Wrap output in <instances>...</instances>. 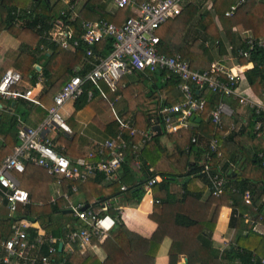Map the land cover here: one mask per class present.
Segmentation results:
<instances>
[{
    "label": "trees",
    "instance_id": "16d2710c",
    "mask_svg": "<svg viewBox=\"0 0 264 264\" xmlns=\"http://www.w3.org/2000/svg\"><path fill=\"white\" fill-rule=\"evenodd\" d=\"M196 1L198 2L188 3L177 19L172 22L168 21L158 30V35L161 39L160 51L169 56L179 53L183 54L189 59L192 69L205 71L210 68L212 62L217 58L230 53L235 55L240 48H247V40L236 38L235 29L242 24V19L239 16L227 17L225 15L236 4L237 0H212V8L216 17L209 14V11H201L208 0ZM64 7L65 5L61 0H0V31L3 29L11 31L23 45L22 49L7 52L8 60L0 71V80L8 69L15 68L22 73L24 80H29L32 84H35L38 72L33 66L35 63H41L43 67L42 73L49 80L45 91L40 97L41 103L45 104V107L35 108V112L41 115L48 113L47 111L54 105L55 94L71 77L84 75V71L76 73L74 69L83 61L86 55L88 47L85 43H81L76 52H69L56 43L40 39V34L43 33V30L48 31L51 28L53 20L62 18L61 13ZM243 7L248 12L246 25L252 30V37L256 41L253 43L254 47L250 51L249 58L240 57L239 62L241 64L249 62L254 64L252 69L245 71L244 76L254 93L264 100V46L258 45V40L264 38V0H250ZM18 8L22 9L24 13L20 17L21 19L15 16ZM84 10L99 15L100 20L116 24H121L127 18L135 16L134 12L129 8H118L116 13L111 14L107 11L102 0H88ZM63 18L67 20L64 16ZM195 18H198L201 23L195 29V36L190 34V32V36H187L188 25ZM67 22L69 23L70 21L67 20ZM75 23L72 24L77 26ZM172 30L174 33L168 39ZM208 41H210L211 45H207ZM42 42H46L50 53H40L38 48ZM229 44L231 49L228 50ZM111 50V40L104 41L97 47L95 46V53H100L102 56L109 54ZM124 77L119 82L118 88L114 93L109 92L111 89L108 88V93L109 95L111 94L110 100L120 103L123 107V110L119 113L120 117L129 120L131 128L149 131L157 120H159L162 128V132L159 133L157 131L156 134L146 141L141 149L142 169L145 180L139 184L129 185L126 190H120L112 194L111 197L101 198L103 189H99L96 192L95 187L99 188V184L105 178V175L98 173L96 178L79 184V189L73 193L70 191L73 183L70 181L65 182L64 187L66 186L65 188L70 193L71 198L81 192L84 184H88L90 188L87 190L84 187L85 191H82L87 201V203L85 202L86 206L91 205L93 198H95V202L91 206L100 207L102 203L110 202L111 198L121 193L131 194L134 201L139 203L145 194V184L151 179L159 177L161 178L160 181L154 184L152 189L156 199L165 203L171 199L170 184L180 178L192 176V179L185 184V193L187 194L185 199L198 200L203 193V189L195 191L197 190L195 182L200 177L206 178L204 164L207 161V155H209V161L211 160V169L216 170L221 161H223L221 157H218V154L221 151H228L231 154L229 158L234 165L237 164L238 166L240 164L239 161L244 160L240 167L242 170L237 176H235L238 172L237 169L232 170L227 177L228 183L224 195L212 197L209 200L210 205L215 204L217 207L215 213L211 215L212 218L205 224L212 233L216 227L221 207L224 205L230 206L232 208L230 226L239 232L234 244H231L222 252L223 260L230 264H262L261 259L264 258V234L255 231L254 225L246 222L244 218L246 214H252L263 217L264 220V159L259 157V153L264 152V137H258L253 132L258 116L251 111V115L247 119L248 123H244V118L238 113V100L224 98L225 101L230 103L235 113L232 118L224 121L222 128H219L213 123L209 112L219 102L220 96L206 90L202 93L207 102L206 111L196 116L201 117L202 121L196 122V119H194L193 124L189 128L183 129L180 134L167 133L162 126L163 117L160 109L164 104H173L181 100V94L178 89L180 79L174 75H169L166 70H157L152 73L136 71L134 74ZM125 81L127 83L124 87L123 82ZM90 88H92L91 83L86 85V91L76 101V110L82 109L88 104L89 94L87 90ZM119 96H121V99L116 100ZM17 100H20V102ZM21 100L25 99L10 100V102H16L14 105L9 103L10 107L14 106V113H3L0 115V133L5 134L7 141L13 144L12 148L18 143L19 119L30 117V112L23 111L20 108V105H22ZM0 101L2 100L0 99ZM232 123L236 124V129L229 131L224 136V132L229 130ZM108 128L111 131L112 138H115L119 133V123L114 120L108 124ZM131 128L125 129L123 132V137L129 144L128 152L143 139L141 135L132 136ZM164 136H167L175 143L173 152H170L162 144ZM193 136L199 137L200 144L194 145L192 143ZM214 137L219 139L221 146L217 152H213L209 146L211 139ZM204 139H207V141L204 142ZM188 147L190 148L189 150L187 149ZM57 150L69 157L67 152L65 153L58 148ZM128 158L127 153L120 169L124 165L130 164ZM222 166L223 169H226L229 164L222 163ZM25 173L19 174L20 177ZM36 182H28L27 185H22L29 192L34 203L27 205L23 212L18 211L14 219H9L10 229L14 220L21 219L40 222L44 225L43 229L48 235L58 238L56 243L57 250L52 256L54 257L52 259L53 264H133L132 261L135 259L136 252H140L141 256H143L142 261H144V264H153L150 258L155 255L157 247L151 250L149 247L155 244L158 236L156 235L150 241H146L139 235L131 233L111 202L107 211L103 213L110 214L116 220L115 230L113 231L115 232V238L113 241L107 238L104 243L100 244L107 251V257L103 261L97 255H84L77 251L76 254L71 256L66 253L64 248L60 250V241L65 238L68 226L74 227L79 221L72 213H67L65 208L63 209L61 203L65 202L64 199H59L55 203L50 202L45 184L39 182L41 186ZM258 182H263L259 195L256 198L253 197L252 204L246 203L243 198L244 192L247 189L255 192L251 184ZM233 188H238L240 192L233 191ZM90 192L92 193L91 197L89 196ZM42 201L44 203L39 205ZM174 224L178 228L188 227L186 232L189 231L190 227H195L194 229H197L198 225H200V229L203 227V221L193 219L188 214H177ZM193 231L195 233L197 230ZM29 232L32 239L36 237L37 229L35 227L29 228ZM11 236L12 229L1 235V238L8 239ZM171 237L174 240L177 238L173 234ZM139 243H147L148 248H145V245L142 244L141 248L143 247L144 250H136L135 247H138L137 244L140 245ZM156 245L158 246L157 243ZM199 251L201 254L205 252L217 253L208 239L204 241ZM44 252L47 254V249H44ZM170 252L171 254L177 252L176 245L173 244Z\"/></svg>",
    "mask_w": 264,
    "mask_h": 264
},
{
    "label": "built area",
    "instance_id": "2783aa9c",
    "mask_svg": "<svg viewBox=\"0 0 264 264\" xmlns=\"http://www.w3.org/2000/svg\"><path fill=\"white\" fill-rule=\"evenodd\" d=\"M61 1L66 4L62 14L75 21L78 16L75 4L72 0ZM248 1L250 0H238L225 15L240 16L243 6ZM115 3L120 9H131L135 16L127 18L121 24L106 20H83L80 38H76L69 28H65L61 20H56L52 22V30L44 34L47 40L64 49L76 48L81 43H85L88 47L86 65L90 68L84 75H75L63 85L55 95L54 105L41 125L36 128L19 125L18 143L0 167V197L3 202H6L11 218L15 217L22 207L34 203L17 176L25 173L28 166L44 169L50 177L57 178L59 184H63L64 180L74 181L75 184L71 186L72 192L78 190V182H86L98 173L105 175L107 180L116 178L117 171L126 159V150L129 146L123 137L125 129L131 128L129 120L116 115L120 133L115 138L96 143L95 149L89 151L85 157L76 159H71L59 152L50 136L58 129L72 133L63 114V107L79 99L89 83L92 85V88L87 90L89 99L93 97L94 89L106 98L102 83L114 92L126 75H132L136 71L152 73L157 70H166L169 75L180 79L178 89L181 94L180 101L164 104L160 109L163 117L162 126L167 132L180 134L183 129L193 124V117L205 113L207 102L202 93L209 90L220 96L219 102L209 112V116L217 127L222 128L224 118H231L234 115V109L224 100V98H232L238 100L243 108L253 110L258 116L254 133L258 137L264 135V101L251 97L245 89L241 90V82L242 78H245L247 66H240L235 62L240 57L249 58L250 51L254 47L253 43L256 41L252 35L245 38L247 48H240L233 57L217 59L205 71L194 70L191 68L189 59L183 54L169 56L162 53L161 39L158 35V30L165 23L174 21L182 14L184 7L190 3L189 0H115ZM107 40L112 42L111 52L104 56L95 53V46ZM258 45L264 46V38L258 40ZM23 82L24 77L21 72L8 69L0 80V97L5 100L25 99L38 104L40 101L34 94L36 87L22 88ZM156 124L154 122L149 131L131 128V135L143 136L142 144H144L157 133L154 129ZM234 129L235 126H232L230 130ZM228 133L229 130L223 135ZM191 141L194 145L200 144L198 136H193ZM209 146L213 152H217L221 147L219 139L212 138ZM224 153L221 151L218 154V157L223 160L218 169H211L209 155L204 164V173L214 197H221L225 193L227 177L234 166ZM227 155L230 156L228 153ZM259 157L264 159V153L261 152ZM222 163H227L229 166L223 169ZM159 181V177L151 179L146 184V189L151 190ZM233 191L240 192L238 188H233ZM243 198L246 203L252 204L253 198L249 189L244 192ZM59 199L65 200V209L71 211L79 221L74 227L68 226L65 238L60 241L68 255L72 256L77 251L86 254L109 238L116 226L115 218L108 213H103L107 211L109 202L102 203L100 207L86 206V203L74 201L70 193L62 191L52 196L50 202L55 203ZM244 218L246 222L254 225L255 231H259L262 217L246 214ZM31 227L33 223L27 219L15 221L12 236L8 239H0V264L14 262L53 264L52 256L56 253L58 238L48 235L45 231L37 230L36 237L32 239L29 232ZM44 249H47V254ZM261 263L264 264V258L261 259Z\"/></svg>",
    "mask_w": 264,
    "mask_h": 264
},
{
    "label": "crops",
    "instance_id": "0c3cea01",
    "mask_svg": "<svg viewBox=\"0 0 264 264\" xmlns=\"http://www.w3.org/2000/svg\"><path fill=\"white\" fill-rule=\"evenodd\" d=\"M87 1L88 0H72V2L77 7L76 14L78 16L75 19V21L70 20L68 17L64 16L61 13L62 18H57L53 20V22L56 20H61L63 22V26L65 25V28L67 29L69 28V30L72 31V33L76 38H80L82 34L81 22L83 20L100 21L101 19L99 18L100 17L99 15L94 14L92 12H88V10H84ZM102 2L105 4V7L108 12H110L111 14L116 13L118 7L115 3V0H102ZM64 5H65L64 7L65 9L66 4L64 3ZM240 14L241 15L239 17L242 19L243 22L235 29L237 36L236 38L245 39L246 37L252 35V30L246 25L247 14H248L246 10L245 9H243V11L241 10ZM23 15H24L23 10L18 8L15 16L18 19H21L20 17H22ZM63 16L71 23L70 22L68 23L67 20L63 18ZM72 23L77 24V26ZM52 28H53V24L51 23V28L48 31L43 30V33L40 34L41 36L40 39H42L43 41H49L45 38L44 34H47L50 30H52ZM173 33L174 31L172 30V33H169L168 39L172 37ZM207 45H210V41L207 42ZM79 47L72 49H64L63 47L62 48L69 52H76V50ZM22 48L23 45L21 41L18 40L14 36V34L11 33V31L7 29H3L2 31H0V49H1L0 71L2 70V68L4 67V65L8 60L7 52L12 50L16 51ZM38 49L42 54L45 52L50 53V50L48 49L46 42H42ZM229 49H231L230 44L228 50ZM233 56H234L233 53H230L220 58L233 57ZM85 59H86V55L84 56L83 61L75 67L74 72L77 73L84 71L85 73L90 68V66L86 65ZM239 59L240 58H238V60L236 59L235 61L236 64H239L240 66L241 65L247 66L246 71L254 67V64L252 62L241 64L239 62ZM33 68L36 69L38 72L36 84H32V82H30L29 80H24L21 87L22 88H29L31 86L36 87L34 89V94L37 96L40 102L38 104H35L29 100H21L22 105H20V108L23 111L30 112L29 113L30 117L19 119L20 120L19 125L36 128L39 125H41V123L44 121V119L48 116L49 113V111H47L48 113H44V115L43 114L41 115L40 113L35 112V108L45 107V104L41 103L40 97L41 94L45 91V88L47 87V82L49 80L42 73L43 67L41 63H35ZM11 69L16 70L15 68H11ZM123 83H124L123 86L125 87L127 82L125 81ZM101 86H102V90L105 92L106 98L103 97L97 89H94L93 97L89 99L88 104H86L82 109L76 110L75 104L78 99L67 103L63 107V114L66 118L68 125L70 126V129L72 130L71 134L64 132L61 129H58L50 134L51 138L53 139V143L55 144V148L56 149L58 148L61 151H64L65 153L67 152V155L72 159H76L77 157H85L89 151L96 148L95 147L96 143H100L107 139L112 138L111 131L108 128V124L114 120L117 121L116 115L121 116L119 113L120 111L123 110L122 105L118 102L116 103V101L110 100L111 94L109 95L108 93L109 87L105 83H102ZM243 89H245L247 91V94L250 95L251 97L254 98L256 97L264 101L262 98H260L257 94L254 93V91L251 89L248 82L246 81V78L244 77L242 78V82H241V90ZM109 92L114 93L113 91H109ZM0 99L2 100L0 101V115L3 113H14L15 108L14 106L10 107L9 103H12L14 105V103H16L15 102L16 100L10 102V100H5L2 99L1 97ZM117 99H121V96L117 97L116 100ZM17 101L20 102V100ZM226 102L229 103L228 101ZM251 111L253 110L243 108L239 104L238 113L240 114V116L244 118L243 119L244 123H248L247 119L250 117ZM196 118L200 119L199 121L196 120V122L202 121L201 117H196ZM228 118L230 117H225L224 121L226 119L228 120ZM257 122L258 121H256V125ZM232 126H235L236 129V124L232 123L229 128V131H233L230 130ZM254 128H253V132H254ZM119 133H120V129H119ZM260 137H264V135L262 134V136ZM17 139H18V134H17ZM206 141L207 139H204V142ZM144 144H142V139H141L137 144L134 145L133 149L130 152L126 150L127 151L126 156L128 153V157H129L128 159L130 164L129 165L126 164L120 170H118L115 179L107 180L106 178H104L102 182L99 184V188L95 187L96 192H98L99 189H103L101 198L111 197L112 194L120 190H126L129 185L135 183L139 184L145 180V176L142 169V151H141ZM162 144L166 146L170 152H173L175 143L170 138L164 136L162 138ZM12 145L13 144L10 141H7L5 134L0 133V167L3 161L5 160V158L11 154L13 149ZM227 153L228 151L225 152L224 154L227 157H230L227 155ZM239 162L240 164H238V166L236 164L233 166V168L234 167L235 168L234 169L232 168V170L237 169L238 171L237 174H235V176L241 173L240 171L242 169L240 167L243 164L244 160L242 159ZM17 176L22 185L25 184L27 185L28 182H34V181H37L38 183L40 182L41 184H45L47 193H48V189L52 191L51 193L50 192L48 193L49 199L52 196L57 195L58 191H62L64 193L68 192L67 189L65 188L66 186L64 187L65 182L70 181L75 184V182L72 180H64L63 184L62 183L59 184L57 182L58 179L55 177L54 178L50 177L44 169L38 167H31V166H28L27 172L24 175H21L23 179L20 177V175ZM96 177L97 175L90 179ZM191 179L192 176H188L173 181L170 184V188H169L171 199L169 202H165V203L156 202L159 200L156 199L154 195V190L153 189L148 190L146 189V187H144L145 194L139 203H136L134 201L131 194H126V193H121L118 196H115L110 199V202L114 204L116 210L118 211V214L121 216L124 225L131 233L139 235L141 238L145 239L146 241H150L156 235L158 236L155 241V244L152 247H149L150 250L157 247L155 250V255L153 256V258L152 257L150 258L152 259L153 264H229V262L223 260L222 252L226 248H228L231 244H234V242L238 237V232H239L237 229H235L234 227L232 228V226H230L232 208L230 206H225V205L221 207L219 215L217 217L216 227L214 231L211 233L205 223H208L209 220L212 218L211 215L215 213L217 205L209 204V200L214 196L211 194L207 178L200 177L196 179L195 187L197 188V190L195 191H198V189H203V193L201 194V196L198 198V200H194L192 198L185 199V197L187 196V194L185 193V189H186L185 184L188 183ZM83 183L85 182H78L77 186ZM251 185L253 191H255L252 192L249 189L251 191L252 198L253 197L256 198L259 195V190L261 186H263V182H258L256 184L252 183ZM84 187L87 190L90 188L88 184H84ZM84 187L81 189L80 193L73 196L74 201L78 203H85V202L87 203L86 198L84 196V192H82L85 191ZM89 196L90 197L92 196L91 192L89 193ZM193 196L195 195L193 194ZM93 199L94 200L92 201L91 205H93V202H95V198ZM41 203H43V201ZM61 204L64 209L66 203L64 202ZM158 207L160 208L158 209ZM24 208L25 207H22L19 211L23 212ZM67 211L69 210H66V212ZM177 214H188L193 219H198L203 221L202 229H200L201 227L200 225H198L197 229H194L195 227L194 228L190 227L188 229L189 231L186 232L187 230L186 228L188 227H180V228L176 227L174 223ZM14 218L15 217L13 218L9 217V210L7 204L6 202H3L0 197V239H3L1 238V235L7 233L9 230L12 229L13 232V225L17 220L13 221L10 229L9 219H14ZM31 223H33V227H35L37 230L45 231L43 229L44 225H42L40 222H31ZM258 228L259 231L257 232L264 234L263 217L260 220V227ZM114 230L115 229H113V231ZM160 230L161 233L159 234ZM193 230H197V231H195L194 233ZM113 231L108 238V239H112V241L115 238L114 236L115 232ZM172 234L177 237L175 238V240L171 237ZM206 239L210 241L212 247L216 249L218 254L217 253L213 254L211 252L210 253L205 252L204 254L200 253L199 250ZM156 243L158 244V246L156 245ZM139 244L140 245L137 244L138 247H135L136 250L138 251L144 250L143 247L141 248L142 244L145 245V248H148L147 243H142V244L139 243ZM173 244L176 245L177 252L171 254L170 251L172 249ZM87 254L97 255L99 259L102 261L107 257V251L105 247L101 245H99V247L97 248L92 249ZM135 255H136L135 259L132 261V263L144 264V261H142L143 256H141L140 252H136ZM12 264H17V262H14Z\"/></svg>",
    "mask_w": 264,
    "mask_h": 264
},
{
    "label": "rangeland",
    "instance_id": "374dc122",
    "mask_svg": "<svg viewBox=\"0 0 264 264\" xmlns=\"http://www.w3.org/2000/svg\"><path fill=\"white\" fill-rule=\"evenodd\" d=\"M190 2H193V3H197L198 1H196V0H189ZM243 9H244V7L242 8V11H243ZM204 10H206V11H209V14H211L212 16H214V17H216L215 15H214V10H213V8H212V0H208L205 4H204V6H203V8L201 9V11L203 12ZM248 13V12H247ZM241 15V14H240ZM198 16V15H197ZM216 20H217V18H216ZM170 22H172V21H170ZM200 20L198 19V18H195V20L193 21V22H191L188 26H189V30H188V33H187V36L189 35L190 36V34H194V33H196V28L200 25ZM217 23H218V20H217ZM189 32H190V34H189ZM194 36H195V34H194ZM211 45V44H210ZM51 193L52 191L51 190H49L48 189V193ZM65 201V200H64ZM43 203H44V201H43ZM43 203H39L40 205H42ZM66 203V202H65ZM87 254V253H86ZM86 254H84V255H86Z\"/></svg>",
    "mask_w": 264,
    "mask_h": 264
},
{
    "label": "water",
    "instance_id": "95a60500",
    "mask_svg": "<svg viewBox=\"0 0 264 264\" xmlns=\"http://www.w3.org/2000/svg\"><path fill=\"white\" fill-rule=\"evenodd\" d=\"M193 119H196L197 121L200 120L199 118H196V117H193ZM156 123L157 124L154 126V129L157 130L159 133H161L162 132V128H161L159 120H157ZM67 212L71 213V211H67ZM59 248H60V250L63 249V243H60Z\"/></svg>",
    "mask_w": 264,
    "mask_h": 264
}]
</instances>
